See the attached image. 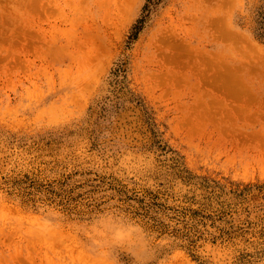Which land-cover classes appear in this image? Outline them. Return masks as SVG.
<instances>
[{
  "label": "rangeland",
  "instance_id": "obj_1",
  "mask_svg": "<svg viewBox=\"0 0 264 264\" xmlns=\"http://www.w3.org/2000/svg\"><path fill=\"white\" fill-rule=\"evenodd\" d=\"M264 0H0V264H264Z\"/></svg>",
  "mask_w": 264,
  "mask_h": 264
},
{
  "label": "trees",
  "instance_id": "obj_2",
  "mask_svg": "<svg viewBox=\"0 0 264 264\" xmlns=\"http://www.w3.org/2000/svg\"><path fill=\"white\" fill-rule=\"evenodd\" d=\"M257 36L264 41V11L261 14V20L259 21Z\"/></svg>",
  "mask_w": 264,
  "mask_h": 264
}]
</instances>
